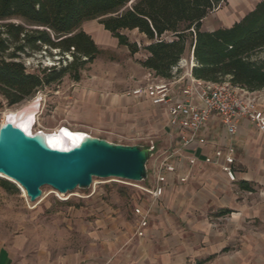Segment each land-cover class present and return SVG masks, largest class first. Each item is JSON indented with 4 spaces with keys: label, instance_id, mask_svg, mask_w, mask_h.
Segmentation results:
<instances>
[{
    "label": "rangeland",
    "instance_id": "rangeland-1",
    "mask_svg": "<svg viewBox=\"0 0 264 264\" xmlns=\"http://www.w3.org/2000/svg\"><path fill=\"white\" fill-rule=\"evenodd\" d=\"M260 1L225 0L203 20L201 31L232 25ZM81 30L87 32L101 54L84 67L80 81L74 82L65 76L59 83L40 89L31 99L12 107L0 96V124L3 113L19 110L37 100L38 109L32 133L43 131L53 135L65 131L89 135L118 145L143 147L153 142L160 150L167 147L169 140L162 132V110L143 102L133 104L123 98L132 88L142 86L145 82V71L141 66L146 55L143 51L146 44L144 38L137 31L123 32L140 50L130 55L126 47L119 46L115 38L105 33L97 20L84 23ZM189 52L187 44L181 59L188 61ZM251 59L264 61V49L255 53ZM19 61L28 73L39 74L44 69L66 66L72 57L70 54L61 57L58 50L42 47L39 51L20 54ZM184 70L183 67L179 72ZM263 93L261 91L260 94ZM154 159L155 155H152L146 164L148 177L144 186L151 184ZM112 180L93 179L88 190L76 189L65 196L54 194L50 187H43L42 196L31 203L26 200L19 185L12 180L0 178V243L16 233L18 226L23 225L34 231V237L41 245H48L49 249L58 253L61 243L69 239L75 243L80 242L79 238H74V234L86 231L87 221L92 225L100 217L123 215L129 218L131 209L146 207L149 199L147 195ZM3 182L13 187L5 191L2 188Z\"/></svg>",
    "mask_w": 264,
    "mask_h": 264
},
{
    "label": "trees",
    "instance_id": "trees-1",
    "mask_svg": "<svg viewBox=\"0 0 264 264\" xmlns=\"http://www.w3.org/2000/svg\"><path fill=\"white\" fill-rule=\"evenodd\" d=\"M223 2L0 0V96L12 107L31 99L40 89L59 83L65 76L79 82L84 67L101 54L90 36L81 30L84 23L95 20L130 55L140 50L123 32L136 30L143 35L148 43L143 51L148 56L141 66L156 77L169 79L189 44L195 78L212 83L226 79L249 92L261 91L264 61L251 57L264 49V0L231 27L202 32L203 20ZM42 47L58 50L61 57L70 54L72 61L59 69L28 73L19 61L20 54ZM10 186L8 182L2 184L5 191Z\"/></svg>",
    "mask_w": 264,
    "mask_h": 264
},
{
    "label": "crops",
    "instance_id": "crops-1",
    "mask_svg": "<svg viewBox=\"0 0 264 264\" xmlns=\"http://www.w3.org/2000/svg\"><path fill=\"white\" fill-rule=\"evenodd\" d=\"M191 54L190 48L188 61ZM144 71L146 77L150 71ZM123 98L152 106L144 97ZM261 105L264 107L263 102ZM162 117V132L169 140L166 149L175 146L176 140L164 112ZM237 131V136L227 142L237 152V182L230 184L216 166L199 165L191 170L188 182L181 184L178 177L186 170L176 168L166 179L163 196L153 206L142 238L135 236L137 217L132 209L129 218L100 217L92 225L87 221L86 231L74 234L80 242L69 239L60 244L58 253L41 245L34 231L20 225L0 243V264H193L205 260L206 264H264V139L246 120ZM218 137L225 143L221 128ZM164 149L156 146L159 152ZM187 154L203 160L211 154V145Z\"/></svg>",
    "mask_w": 264,
    "mask_h": 264
},
{
    "label": "built area",
    "instance_id": "built-area-1",
    "mask_svg": "<svg viewBox=\"0 0 264 264\" xmlns=\"http://www.w3.org/2000/svg\"><path fill=\"white\" fill-rule=\"evenodd\" d=\"M192 57L191 54L189 61L181 59L172 69L169 79L156 77L150 71L142 86L126 93L128 97H144L152 106L160 108L176 140L175 146L170 145L161 152L156 150L153 142L150 143L148 149L151 156L155 155V159L151 169L152 183L149 186H144V182L112 180L131 186L149 198L146 207L133 210L137 217L135 236L138 238L145 235L153 206L162 198L166 179L175 174L176 168L186 170L183 176L178 177L181 184L188 182L191 170L199 165L218 167L232 184L237 180L236 149L227 142L237 136L240 123L246 120L264 139V107L261 105L264 93L260 94L264 89L249 92L228 81L212 83L197 79L192 74L195 67ZM183 67L185 70L180 73ZM220 128L224 131L225 143L218 137ZM208 144L211 145V154L203 160L187 154L189 150ZM53 193L60 195L55 191Z\"/></svg>",
    "mask_w": 264,
    "mask_h": 264
},
{
    "label": "water",
    "instance_id": "water-1",
    "mask_svg": "<svg viewBox=\"0 0 264 264\" xmlns=\"http://www.w3.org/2000/svg\"><path fill=\"white\" fill-rule=\"evenodd\" d=\"M150 158L148 148L89 135L68 150L57 149L43 131L27 134L9 121L0 125V174L19 185L31 203L42 196L43 187L66 195L88 190L93 179L145 182Z\"/></svg>",
    "mask_w": 264,
    "mask_h": 264
},
{
    "label": "bare ground",
    "instance_id": "bare-ground-1",
    "mask_svg": "<svg viewBox=\"0 0 264 264\" xmlns=\"http://www.w3.org/2000/svg\"><path fill=\"white\" fill-rule=\"evenodd\" d=\"M38 102L39 101L36 100L35 102H32L28 106L23 107L19 110H10L7 111L6 113H3L1 124L4 123L5 121H9L12 122L14 125L18 126L19 128H21L27 134H33L31 132V128L35 122V115L38 109ZM46 136H47V142L51 147L68 150L74 147L84 135L61 131L53 135L46 134ZM0 178L11 181L10 179H8L7 177L1 174H0ZM21 190L23 192V195L26 197L25 191L22 188Z\"/></svg>",
    "mask_w": 264,
    "mask_h": 264
}]
</instances>
